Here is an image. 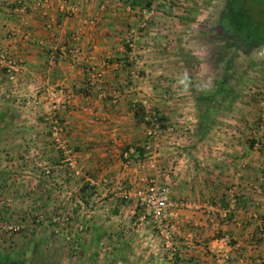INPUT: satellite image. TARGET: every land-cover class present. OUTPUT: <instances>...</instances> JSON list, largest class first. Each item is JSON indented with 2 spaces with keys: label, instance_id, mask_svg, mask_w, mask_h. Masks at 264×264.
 <instances>
[{
  "label": "crops",
  "instance_id": "obj_1",
  "mask_svg": "<svg viewBox=\"0 0 264 264\" xmlns=\"http://www.w3.org/2000/svg\"><path fill=\"white\" fill-rule=\"evenodd\" d=\"M147 1L0 0V49L18 69L11 83L0 64V150L12 162L25 155L27 186L59 189L66 210L74 200L67 215H109L116 236H143L108 246L105 264H264L256 100L236 99L232 112L211 98L220 83L206 81L189 47L194 16L221 0L207 10ZM59 101L67 106L53 135L43 116ZM152 181L171 187L169 241L140 203Z\"/></svg>",
  "mask_w": 264,
  "mask_h": 264
},
{
  "label": "rangeland",
  "instance_id": "obj_2",
  "mask_svg": "<svg viewBox=\"0 0 264 264\" xmlns=\"http://www.w3.org/2000/svg\"><path fill=\"white\" fill-rule=\"evenodd\" d=\"M162 1L168 7L172 0H152L160 3ZM226 1L215 3L216 10L208 9V12L199 16L200 18L198 15L201 11L197 12L194 16L197 24L193 28L194 36L193 39L190 38L192 41L189 47L203 56L201 60L195 55L193 57L195 63L203 61L205 66L201 65L202 70H209L206 81L211 83L210 85H215L216 81L224 85L215 99H225L224 105L232 112L236 99L241 100L246 96V101L256 100L258 119V96H264V92H257L252 86H264V69L261 68L264 65V46L252 47L249 50L234 47L233 39L221 25ZM190 2L202 10H207L206 5H210L208 0ZM202 87L204 85L200 83L198 93L202 91ZM257 125L259 126L258 121ZM260 130L261 133L264 132V129ZM253 135H257V132H252L251 138ZM257 143V147H260L259 140ZM5 155L0 150V258L17 264H89L91 259H99L105 264L109 251L107 247L113 243L142 242L143 236L134 231H126L123 234V231L118 230L121 234L117 236L113 230L108 231V225L113 224L108 222L109 215H67V210H77L74 200L68 201L66 210L62 204H58L59 189L56 188V191L51 193L45 190L44 193V190L27 186V173L22 172L26 170L25 155L19 156L21 160L16 162H12L14 156ZM17 173L20 177L18 182ZM45 198L50 200L49 204L44 203ZM37 210L39 212H36ZM58 216L62 219L54 220ZM96 222L104 227V231H90V225ZM105 223L107 227L104 226ZM91 246L96 250L98 248V251L90 252Z\"/></svg>",
  "mask_w": 264,
  "mask_h": 264
},
{
  "label": "built area",
  "instance_id": "obj_3",
  "mask_svg": "<svg viewBox=\"0 0 264 264\" xmlns=\"http://www.w3.org/2000/svg\"><path fill=\"white\" fill-rule=\"evenodd\" d=\"M47 0H34V5H42ZM0 64L5 65L7 67L8 80L11 83L16 81L15 73L18 69L15 67L7 56L6 51L0 49ZM260 67V66H259ZM264 69V65L261 66ZM258 107H259V116H258V124L259 129H264V96H258ZM54 105V109L45 113L43 118L44 121L47 122L52 129V134L55 135L60 130L59 123V110L66 109L67 103L57 102ZM62 148L67 149L66 143H60ZM254 147L259 146V143L255 142L253 144ZM170 195H171V187L167 184H156L155 182H150V185L147 188V191L141 196L140 203L143 206L147 216L151 219V223L154 228L157 230V233L162 239L167 241L172 240L174 238V224L170 219ZM62 217L58 216L54 218V220H60ZM66 219V218H65ZM260 237L264 242V230L261 229ZM218 241L221 243L227 244L228 239L225 236L218 237ZM223 259L228 260L229 255L224 252Z\"/></svg>",
  "mask_w": 264,
  "mask_h": 264
},
{
  "label": "trees",
  "instance_id": "obj_4",
  "mask_svg": "<svg viewBox=\"0 0 264 264\" xmlns=\"http://www.w3.org/2000/svg\"><path fill=\"white\" fill-rule=\"evenodd\" d=\"M150 1L152 0L147 3ZM221 19L222 28L230 34L234 47L249 50L252 47L264 46V0H227ZM222 87L224 85L219 84L211 98L216 96ZM255 142L258 141H253V144ZM136 150L137 147L132 153ZM261 229L264 230V226L260 228V232Z\"/></svg>",
  "mask_w": 264,
  "mask_h": 264
},
{
  "label": "flooded vegetation",
  "instance_id": "obj_5",
  "mask_svg": "<svg viewBox=\"0 0 264 264\" xmlns=\"http://www.w3.org/2000/svg\"><path fill=\"white\" fill-rule=\"evenodd\" d=\"M0 264H17V263H14L9 259L0 258Z\"/></svg>",
  "mask_w": 264,
  "mask_h": 264
}]
</instances>
